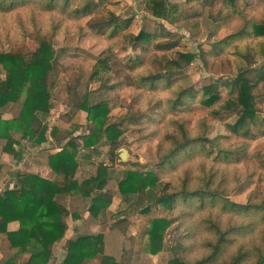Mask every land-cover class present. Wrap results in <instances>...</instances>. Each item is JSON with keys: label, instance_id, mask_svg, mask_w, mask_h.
<instances>
[{"label": "trees", "instance_id": "obj_1", "mask_svg": "<svg viewBox=\"0 0 264 264\" xmlns=\"http://www.w3.org/2000/svg\"><path fill=\"white\" fill-rule=\"evenodd\" d=\"M103 1L98 0L94 6L97 7ZM235 2L236 0H220L222 6L233 8ZM30 3L40 6L47 12L58 9L66 12L70 9L71 0H0V14L12 13ZM165 3V0H148L147 10L152 16L167 19ZM91 9L93 7L90 3L84 6L81 4L74 9L73 14L85 15ZM218 16L215 24L224 22L225 18L222 19L219 14ZM129 22H122L118 17L109 14L103 23L96 25V28L99 33L108 32L110 36H118L128 27ZM20 38L22 43L26 40L33 43L34 48L30 50L26 46L17 52H0L2 152L8 154L11 160L19 162L24 142L41 146L48 140L50 144L59 147L55 153L47 154L44 158L46 166L54 175L53 179L20 171L12 173L14 186L7 187L0 193V233L6 236L11 249H17L13 259L28 254L29 257L24 264H50L55 246L65 237L66 218L69 216V211L55 202V196L63 194L83 198L88 202L85 208L89 217L97 219L99 213L110 204V198L105 191L110 173L97 167L95 175L88 179L78 181L75 176L81 164L90 162L92 155L98 152V146L106 145L110 156L115 154L114 152L119 149L118 139L123 131L121 124L109 122V104L105 101L90 104L88 95H84L82 100L76 101L73 105L90 123L86 134L74 135L78 127L74 129L75 131L66 132L49 127L45 121L53 107L49 74L58 64L55 51L47 34L32 33ZM150 39L151 35L143 32L134 36L129 35L132 49L139 48L141 53L147 52ZM242 41L254 43L251 47L257 48L264 63V23L246 22V27L220 40L214 46V50L233 46L234 51L238 53L239 48H244L236 43ZM155 48L158 51H171L175 48V43L159 44ZM195 57L190 53L151 55L149 62L157 70L140 73L134 79L128 75L124 78L127 80V86H135L137 89L149 88L155 91L158 85L167 88L170 80L181 75ZM101 58L100 69L108 71L110 68L108 59L104 54ZM136 61L141 62L138 58ZM131 62L133 61H127L125 66L129 67L128 63ZM246 73V71L240 73L234 81L222 83L231 97L221 105L213 107L220 100L215 84L202 86L198 102L210 109L209 114L212 118H217L221 114L236 115L237 120L234 124L224 126L227 133L255 140L258 135L252 133L251 127L258 129L260 123L264 124L262 120H258L255 101L262 92L258 88V82L264 78L260 76L252 81L247 78ZM76 86L75 84L73 88L69 87L70 91L74 92L73 95H76L74 91ZM189 100L195 101L196 98L188 89L178 87L175 95L166 101V104L170 110L176 111L186 106ZM17 103L21 104L17 117L3 120L2 110ZM145 116L135 115L129 120L130 125L141 124ZM175 121L177 130L163 136L158 146L159 162L154 168L145 172L126 170L121 173L117 184L118 193L123 197V202L128 204L130 212L148 216L152 209L161 208L165 213L148 219L144 232L146 239L141 253L150 256L161 254L167 229L178 223L179 227L188 233L182 242H178L170 249L171 252L173 254L178 251L183 254L196 252L197 255L190 260L174 256L164 264H264V174L261 171L264 169L261 167L264 164V157L260 154L250 157L246 152L241 153L246 145L224 149L220 142L223 137L209 138V135L205 134L207 127L203 135H195L191 134V130L182 121ZM77 143H80V146ZM80 147L84 150L82 154H79ZM193 149L214 163L220 161L228 165L238 164L243 158L252 161L255 168L260 170L257 177V183L261 186L259 192L257 193L256 189L249 194L244 205L230 202L223 193L222 179L215 177L217 171L207 173L204 166L200 168L201 175L191 177L189 182L188 175L177 180L179 183L173 179H164L166 172H171L174 167L184 169L183 163L177 162V159L184 158ZM2 166L0 159V171ZM253 172L247 175V179L253 177ZM127 211L125 215L128 214ZM124 221L125 219L117 220L113 226L117 228ZM189 221L190 226L187 225ZM12 222H17L19 229L16 232H7V225ZM104 236V234L80 235L68 241L66 257L62 264H89L95 258H99L101 264H122L104 255ZM186 241L189 244H185Z\"/></svg>", "mask_w": 264, "mask_h": 264}, {"label": "rangeland", "instance_id": "obj_2", "mask_svg": "<svg viewBox=\"0 0 264 264\" xmlns=\"http://www.w3.org/2000/svg\"><path fill=\"white\" fill-rule=\"evenodd\" d=\"M97 1L71 0L70 9L66 12L61 9L47 12L30 3L12 13L0 14V52H17L26 46L32 50L34 44L27 40L22 43L20 37L32 33L49 35L58 64L49 74L53 107L46 117V124L63 132L73 131L78 127L74 135L86 134L90 123L83 113L73 107L84 95H88L90 104L107 102L110 106L109 122L121 124L123 133L118 139L119 149L115 154L110 156L106 145L98 146V152L92 155L90 162L81 164L75 176L78 181L88 179L95 175L97 167L110 173V180L105 187L110 198V204L104 210L107 225L105 229L100 228L98 231L106 236L107 226L114 225L111 224L112 221H125L115 229L110 227L109 232L115 231L114 239L118 238V246L114 251L104 248V255L122 264H164L174 256L190 260L197 255L196 252L183 254L178 251L173 254L170 250L178 242H182L188 233L180 228L178 223L167 229L161 254L150 256L141 253L146 239L144 232L148 219L165 213L161 208L152 209L148 216L130 212L128 204L123 202V197L118 193L117 184L121 173L126 170L145 172L154 168L159 162L158 146L163 136L177 130L175 120L182 121L191 130V134L195 135H203L207 127L205 134L209 135V138L223 137L220 142L224 149L246 145L241 153L246 152L250 157L257 154L264 157V124L260 123L258 129L251 127L252 133L258 135L255 140L235 137L227 133L224 126L234 124L236 115L221 114L212 118L210 109L198 102L203 85L215 84L220 98L213 106L216 108L231 97L228 90L223 88V82L234 81L245 71L247 78L252 81L256 77L264 78L263 58L257 48L251 47L254 43H236L245 49L239 48L238 53L234 51L233 46L214 50L220 40L246 27V22L264 23V0H236L234 8L222 6L220 0H165L167 19L152 16L147 10L148 0H104L95 7ZM87 3H90L93 9L85 15L74 16V9ZM222 12L223 15L220 14ZM109 14L118 17L122 22L130 21L128 27L118 36L97 32L96 25L103 23ZM218 14L225 19L224 22L215 24V19H219ZM139 32L151 35L146 53H141L139 48L132 49L130 45L129 35L134 36ZM170 43H175V48L171 51H158L155 48L156 45ZM171 53H190L196 57L181 75L170 80L167 88L158 85L157 89L152 91L149 88L137 89L135 86H127L125 75L134 79L140 73L157 70L149 62L151 55L169 56ZM102 54L108 59V71L99 67ZM136 58L141 62H135ZM129 60L133 61L128 63L130 68L125 66ZM94 73L96 74L93 76ZM75 84L76 95H73L74 92L70 91L69 87L73 88ZM178 87L188 89L196 100H189L186 106L173 111L169 109L166 101L175 95ZM258 88L262 91L255 100L258 120L264 122V79L258 82ZM20 106V103L8 105L2 112L5 114L7 110L13 109V113L17 114ZM137 114L146 116L141 124L130 125L129 120ZM77 144L80 146V143ZM1 145L3 141H0ZM122 150L127 153L124 162L118 157ZM83 152L80 147L79 154ZM177 162H182L184 169L174 167L171 172H166L164 179H173L179 183L177 180L188 175L189 182L191 177L201 175L200 168L204 166L207 173L217 171L215 177L223 181L225 198L239 205H244L249 194L256 189L258 193L261 188L260 183H257L260 170L245 158L238 164L228 165L220 161L214 163L193 149L184 158H178ZM261 167L264 168V164ZM261 171L264 174V169ZM252 172L253 177L247 179V175ZM81 199L84 206L88 205L87 201ZM125 211L128 212L127 215L123 214ZM187 225L190 226L191 221L187 222ZM184 243L189 244L187 241ZM95 259L92 264H101V260Z\"/></svg>", "mask_w": 264, "mask_h": 264}, {"label": "crops", "instance_id": "obj_3", "mask_svg": "<svg viewBox=\"0 0 264 264\" xmlns=\"http://www.w3.org/2000/svg\"><path fill=\"white\" fill-rule=\"evenodd\" d=\"M13 109L7 110L3 114V120H11L17 117V114L13 113ZM16 112V111H15ZM25 146L22 148V158L19 162L11 160L8 154L2 152V145L0 146V159L3 166L0 171V193L7 187L12 188L15 184V180L12 177V173L15 171L25 172L32 175H37L46 179H53L54 175L50 169L46 166L45 156L50 153H55L58 150V145L50 144L47 142L43 143L41 146H36L30 144L28 146L27 142H24ZM44 145L46 147H44ZM6 164H9L8 167ZM55 202L59 205L65 207L69 211V216L66 218L67 231L65 237L60 241L54 250V256L50 264H62L66 257V243L70 240L75 239L80 235L95 236L102 232L98 231L100 228H104L107 225L106 212L102 211L97 216V219H92L89 217L88 212L82 204V199L75 196L69 195H56L54 198ZM125 215V213H123ZM72 215L74 217H72ZM115 222L112 221L111 224ZM112 226V225H111ZM107 226V233L104 238V248L105 250H113L118 246V241L115 238L114 232H109L111 227ZM113 229L116 227L112 226ZM19 229V224L17 222H12L7 225V232H16ZM105 234V233H103ZM133 235V234H132ZM17 254V249H11L9 243L4 234L0 233V264H24L28 259V254H22L17 259H13ZM112 255V254H111ZM96 259L89 262L92 264ZM97 260H100L97 258ZM118 262V261H117Z\"/></svg>", "mask_w": 264, "mask_h": 264}, {"label": "water", "instance_id": "obj_4", "mask_svg": "<svg viewBox=\"0 0 264 264\" xmlns=\"http://www.w3.org/2000/svg\"><path fill=\"white\" fill-rule=\"evenodd\" d=\"M126 155H127L126 151H125V150H122V151L119 153V155H118L119 160H120L121 162H124L125 159H126Z\"/></svg>", "mask_w": 264, "mask_h": 264}]
</instances>
